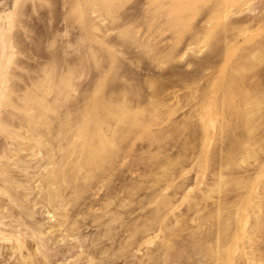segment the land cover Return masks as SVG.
Wrapping results in <instances>:
<instances>
[{
	"label": "rangeland",
	"instance_id": "obj_1",
	"mask_svg": "<svg viewBox=\"0 0 264 264\" xmlns=\"http://www.w3.org/2000/svg\"><path fill=\"white\" fill-rule=\"evenodd\" d=\"M0 264H264V0H0Z\"/></svg>",
	"mask_w": 264,
	"mask_h": 264
},
{
	"label": "bare ground",
	"instance_id": "obj_2",
	"mask_svg": "<svg viewBox=\"0 0 264 264\" xmlns=\"http://www.w3.org/2000/svg\"><path fill=\"white\" fill-rule=\"evenodd\" d=\"M91 138H94V137H91Z\"/></svg>",
	"mask_w": 264,
	"mask_h": 264
}]
</instances>
